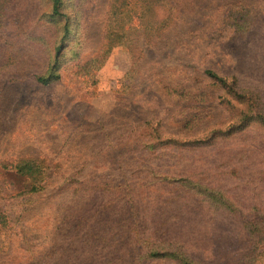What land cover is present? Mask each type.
Masks as SVG:
<instances>
[{
	"label": "rangeland",
	"instance_id": "rangeland-1",
	"mask_svg": "<svg viewBox=\"0 0 264 264\" xmlns=\"http://www.w3.org/2000/svg\"><path fill=\"white\" fill-rule=\"evenodd\" d=\"M62 1L0 0V264H264V121L205 72L264 93V0Z\"/></svg>",
	"mask_w": 264,
	"mask_h": 264
},
{
	"label": "trees",
	"instance_id": "trees-1",
	"mask_svg": "<svg viewBox=\"0 0 264 264\" xmlns=\"http://www.w3.org/2000/svg\"><path fill=\"white\" fill-rule=\"evenodd\" d=\"M52 2V10H53V15L54 16H58V17H65L63 11H62V7H63V1L62 0H51ZM68 34V24L66 23L65 25V35ZM62 46L63 45H58L55 48L56 51V57H58V55L61 53L62 50ZM206 74L208 75V77H210L211 79L215 80L216 82L220 83L221 85H225V86H230L232 88L236 89V92H238L240 94V96L243 97H249L250 99L254 98L256 101V112L258 114H260L259 118L262 119V121H264V93L260 90V89H249L246 87H243L241 85L240 80H238L237 78H233L232 80H230L228 77H223L219 74H217L215 71L213 70H207L205 71ZM58 76V75H56ZM38 80L40 82L43 83H47L49 81V78L45 77V76H40L38 78ZM147 125V123H145V126ZM149 127L150 124H148L147 128V134H148V145H149V152H151V155L153 154H157L155 152H158V148L157 145L155 144L157 139H153L155 137L161 138L163 133L160 129H150L149 131ZM232 130H227V131H217L215 132V134L213 136L210 137V142L215 141L220 135H226V134H231ZM161 142L164 143L165 140L161 139ZM176 142H173L172 144H174ZM217 143H213L212 146L216 145ZM150 154V153H148ZM19 170H25V171H30L31 174H33L32 179L34 180V184H33V188L35 190H37L43 183L44 178H43V174H44V170L41 169V167H39L38 165H34L32 163H25L22 166H19ZM247 227H240L238 228L237 232H241L242 230H245L244 232H246L247 236H248V240L252 243H255V241L257 240H262L264 238V218L261 215H258L257 217H254L250 220H248V222H246ZM153 246L157 247L158 249L156 250V253L158 254H162V255H167L168 257L171 258H175V260L178 263L181 264H194L195 263V258L191 255V253H189L188 251H186L182 246L177 245V243L170 244V243H153Z\"/></svg>",
	"mask_w": 264,
	"mask_h": 264
}]
</instances>
